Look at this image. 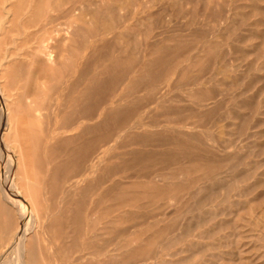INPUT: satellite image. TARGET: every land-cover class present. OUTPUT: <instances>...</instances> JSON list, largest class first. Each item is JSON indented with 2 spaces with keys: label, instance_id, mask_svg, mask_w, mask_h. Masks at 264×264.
I'll return each mask as SVG.
<instances>
[{
  "label": "rangeland",
  "instance_id": "obj_1",
  "mask_svg": "<svg viewBox=\"0 0 264 264\" xmlns=\"http://www.w3.org/2000/svg\"><path fill=\"white\" fill-rule=\"evenodd\" d=\"M0 83L15 155L50 116L31 264H264V0H0Z\"/></svg>",
  "mask_w": 264,
  "mask_h": 264
},
{
  "label": "bare ground",
  "instance_id": "obj_2",
  "mask_svg": "<svg viewBox=\"0 0 264 264\" xmlns=\"http://www.w3.org/2000/svg\"><path fill=\"white\" fill-rule=\"evenodd\" d=\"M69 32H76V30H75V28L71 27L68 29V32L64 33V34L66 35ZM59 33H60V30L57 29V38L60 37ZM42 47L43 48L41 49V53H42L43 58L46 60V62H48L52 65H55V63H57L56 62L57 60H56V56L54 54V51H53L51 45L44 44ZM41 68H43V65ZM7 84L8 83H5V84L0 83V166H1L0 167V184H1V187L3 189L2 192H4V195H5V196L4 195L3 196L6 197L7 202H9L10 204H12V206L17 208V210L20 212V214L18 213L19 214V218H18L19 219L18 220L19 226L17 228V232H16L13 240L11 239L12 236H11V232H10V239L12 240V243L10 242L9 245H1L2 247L0 249V264H31L33 251L31 252V250H30L31 248L29 249V247H30V245H33L34 238H36V240H38L39 242L42 241L43 239H47L50 245H51V241H52L51 239L56 240L55 236L49 235L51 233L50 227L53 224V220H55V219H53L54 214L51 215L50 212L43 213V208L49 207L48 206L49 205V197H48L49 191L44 189L43 184H45V181L47 180L46 177H48L50 175L49 174V171H50L49 168L50 167L49 166L47 167V174H49V175H46V177L42 176L41 178L37 179V181L36 180L31 181V179L33 178V175H32L33 170L34 169L36 170V168H37L36 165L39 163V160H40V159H38L39 154H40V138L45 131V128L43 127L42 124L48 122L50 116L46 115V117H45V115L44 116L38 115V118L36 120L30 119V139L28 138L30 140V142H29L30 148L29 149L25 148V150H24L23 147L26 144L23 145V144H21V141H20V145H19L20 149H19L18 156L15 155L14 154L15 152L11 149V147L7 143V141H8L7 137H9L7 135L11 131H12V133L14 132L13 135H15V142H18V144H19V141H18L19 136L23 140V136L27 132V127L25 124H22V126L19 125L18 121L15 120L16 119L15 118L16 111L14 112V109H13V106L15 104L10 98V96H11L10 93H6V95H5V92H4V86H6ZM25 84H28V83H25ZM23 95H26V94L24 93ZM63 105H58V107H56V109H55L56 112L62 110ZM34 108H35V110L39 111L41 109V106L35 105ZM28 137H29V135H28ZM25 139H27V138H25ZM12 141H14V139H12ZM27 145L25 147H27ZM16 147H18V146H16ZM40 162H41V160H40ZM27 164L30 165V178L27 179V180L30 179V186H28L27 184L23 185L18 180H16V177H15L16 173H18L20 175V173L23 172L22 170L24 169L25 166L27 167ZM40 166H42V165H40ZM51 172H53V171H50V173ZM45 173H46V171H45ZM37 175H39V174H37ZM37 175H36V178H37ZM25 176H28V174H26ZM19 178H20V176H19ZM1 194H3V193H1ZM108 195H109V190H106L103 193V195H101V196H102V198H106V197H108ZM4 201H5V199H4ZM52 206H53V204H52ZM55 208H57V207H55ZM9 212H7V214ZM15 212H16V210H15ZM10 214H12V213L10 212ZM10 216H12V215H10ZM16 216H18V215H16ZM16 216L14 218H16ZM10 218L11 217H9L8 221H10ZM55 218H56V216H55ZM13 222H14V220H13ZM3 224H4V222H3ZM3 224L0 223V225H3ZM8 224H6V226ZM10 226H12V224ZM3 227L5 228V224ZM7 228H9V226H7L6 229ZM12 228H14V227L12 226L11 229ZM5 231H7V230H5ZM7 234H8V232H7ZM2 238H4V237H2ZM7 239H9V238H7ZM1 240H3V239H1ZM5 241H7V240H5Z\"/></svg>",
  "mask_w": 264,
  "mask_h": 264
}]
</instances>
